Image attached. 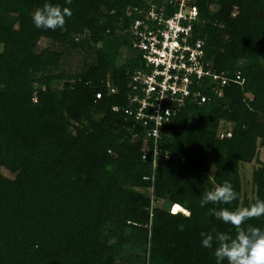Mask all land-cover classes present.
<instances>
[{
	"label": "trees",
	"instance_id": "trees-1",
	"mask_svg": "<svg viewBox=\"0 0 264 264\" xmlns=\"http://www.w3.org/2000/svg\"><path fill=\"white\" fill-rule=\"evenodd\" d=\"M149 1L162 0H0V264H216L200 233L231 226L203 193L228 180L227 207L264 199V0L188 1L192 39L229 80L219 96L207 78L193 87L208 99L185 97L159 127L154 166L151 125L125 112L142 66L127 27ZM45 3L71 9L63 30L35 27ZM42 38L88 60L64 72ZM253 160L247 199L239 166Z\"/></svg>",
	"mask_w": 264,
	"mask_h": 264
},
{
	"label": "built area",
	"instance_id": "built-area-1",
	"mask_svg": "<svg viewBox=\"0 0 264 264\" xmlns=\"http://www.w3.org/2000/svg\"><path fill=\"white\" fill-rule=\"evenodd\" d=\"M188 1H149L136 10V16L127 27L130 47L138 53L142 66L129 74V108L125 112L133 114L142 125H151L146 136L152 139V166L159 127L183 104L185 97L193 95L197 103L208 99L193 87L207 78L218 84L213 91L219 96L220 87L229 80L208 67L202 41L192 39L197 10ZM170 7L173 10H169ZM237 79L238 75L233 80ZM149 178L152 181V175ZM173 205L169 209L171 213H174Z\"/></svg>",
	"mask_w": 264,
	"mask_h": 264
},
{
	"label": "clouds",
	"instance_id": "clouds-1",
	"mask_svg": "<svg viewBox=\"0 0 264 264\" xmlns=\"http://www.w3.org/2000/svg\"><path fill=\"white\" fill-rule=\"evenodd\" d=\"M71 4L72 0H66ZM72 11L69 7H61L45 3L32 14V20L38 29H64L66 17ZM238 199L230 181L224 180L206 190L200 200V206L208 204L224 205L212 209L217 220L231 226L227 232H201L202 247L213 249L216 264H264V228L253 225L249 221L264 217V199L256 198L248 205L227 207Z\"/></svg>",
	"mask_w": 264,
	"mask_h": 264
},
{
	"label": "rangeland",
	"instance_id": "rangeland-1",
	"mask_svg": "<svg viewBox=\"0 0 264 264\" xmlns=\"http://www.w3.org/2000/svg\"><path fill=\"white\" fill-rule=\"evenodd\" d=\"M43 48H49V49H55L61 51L62 57L60 59L59 67L64 72H75L79 69L80 64L83 60L86 61L88 60V58H85L83 50H74V49L59 47L57 44L52 43L51 41L45 38H42L38 41L36 50L38 51ZM125 55L126 52L124 51V53L118 58V61L120 62L123 61ZM257 154H258L257 156L258 159L262 160L264 157V150L258 148ZM256 165L257 162L253 160L249 163H242L239 166V176L241 180L242 192L247 199H250L253 196V187L251 184V171ZM2 172L7 176L12 175L5 169H2ZM175 211H177V209Z\"/></svg>",
	"mask_w": 264,
	"mask_h": 264
},
{
	"label": "bare ground",
	"instance_id": "bare-ground-1",
	"mask_svg": "<svg viewBox=\"0 0 264 264\" xmlns=\"http://www.w3.org/2000/svg\"><path fill=\"white\" fill-rule=\"evenodd\" d=\"M172 208H174L175 210L177 209V211L185 212V210H183L181 207H178V206L173 205ZM174 209H172L173 212H176Z\"/></svg>",
	"mask_w": 264,
	"mask_h": 264
}]
</instances>
